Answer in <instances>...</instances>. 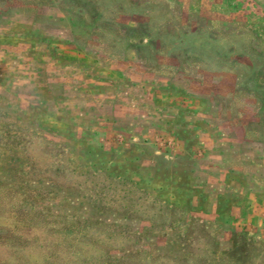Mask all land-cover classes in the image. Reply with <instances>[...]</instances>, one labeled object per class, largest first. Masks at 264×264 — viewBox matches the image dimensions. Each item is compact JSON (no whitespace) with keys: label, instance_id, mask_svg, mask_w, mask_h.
<instances>
[{"label":"rangeland","instance_id":"374dc122","mask_svg":"<svg viewBox=\"0 0 264 264\" xmlns=\"http://www.w3.org/2000/svg\"><path fill=\"white\" fill-rule=\"evenodd\" d=\"M262 188L264 0H0V264H264Z\"/></svg>","mask_w":264,"mask_h":264},{"label":"crops","instance_id":"0c3cea01","mask_svg":"<svg viewBox=\"0 0 264 264\" xmlns=\"http://www.w3.org/2000/svg\"><path fill=\"white\" fill-rule=\"evenodd\" d=\"M213 131L215 132L216 130ZM214 132H212V134L209 135L211 138L214 135ZM242 143L247 144L246 140H243ZM212 144H213L212 147H214V149L216 150L222 149L223 146L225 145V143H220V145H216L213 141ZM225 147L226 146H224V148ZM227 151H229V149ZM158 153L160 154L162 153V151H158ZM234 159L235 162L230 161ZM234 159H228V157H223V158L220 157L218 159L210 158L206 162L207 164L206 172H205V175H207L206 180L207 183H209V191H212L209 197V208L212 207L209 212V221L215 218L216 216H218L220 213L221 214L223 213V210L219 208L220 207L219 195H230L231 191H239V187H237L236 185L237 180L232 179L230 177L231 174L233 175V177L236 174H241L244 177V183H246V181L248 183V185L246 184L247 187L245 191H257L261 184L259 181H254L253 173L255 172L256 167L252 165L247 166V164L244 163V160L247 159L245 156L243 157L237 156ZM219 172L225 174L226 176L225 180H220V178H218L217 173ZM196 182H198V179L196 180ZM252 183H254V189ZM262 190H264V188H262ZM215 191L217 192L215 193ZM252 194H253L252 192L249 193L250 200H252L251 199ZM235 208L238 207L234 204H230L225 214L226 213L232 214ZM241 210L243 214L240 217L239 223H236L238 235L247 236L249 238L252 237L255 239V242L260 244V246H264V234L261 233L262 231H264V223L257 222L255 218V214H260L264 216V200L261 201L254 200L253 202L248 201L245 207L242 208ZM230 230L231 231L233 230L230 229V226L223 227V231L230 232Z\"/></svg>","mask_w":264,"mask_h":264},{"label":"trees","instance_id":"16d2710c","mask_svg":"<svg viewBox=\"0 0 264 264\" xmlns=\"http://www.w3.org/2000/svg\"><path fill=\"white\" fill-rule=\"evenodd\" d=\"M44 155L48 156L47 154L44 153ZM43 158H46V157H43ZM40 160V159H39ZM38 160V163L34 165V168L33 169V172H30V173H24V178H27V179H33V178H36V179H47L49 181H51L52 183H55V184H63V180L66 179V175L63 173H50V169H48L49 167L47 166L48 163L43 161H39ZM46 170V173H45V170ZM38 171H40V173H37ZM61 174V175H60ZM79 181V178L77 179ZM60 186V185H58ZM69 230H67L65 233H68ZM142 253V252H141ZM113 261V259L111 260ZM116 261V260H115ZM115 264V262H114Z\"/></svg>","mask_w":264,"mask_h":264}]
</instances>
